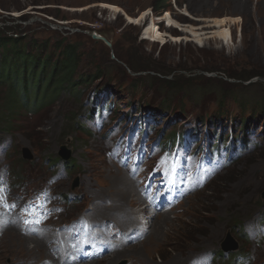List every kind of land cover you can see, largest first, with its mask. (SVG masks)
Here are the masks:
<instances>
[{"label": "rangeland", "instance_id": "1", "mask_svg": "<svg viewBox=\"0 0 264 264\" xmlns=\"http://www.w3.org/2000/svg\"><path fill=\"white\" fill-rule=\"evenodd\" d=\"M146 10L150 16L145 25V20L137 23ZM166 12L171 20L165 18ZM224 17L240 19L229 23V41L210 37L205 44L198 43L181 27L192 25L207 33L216 29L209 27V19ZM11 25H15L13 31ZM0 26V39L20 36L24 43L33 45L48 41L51 50L63 38L78 48L84 73H93L97 66L103 71L95 82L81 84L79 95L64 90L50 98L56 91L44 84L36 82L34 90L29 89L31 76H27L26 89H17L18 83L11 81L0 84V197L7 185L17 197H29L50 185L53 176H59L54 190L64 197H56L57 210L45 222L57 227L58 240L64 235L60 230H66L61 226L75 223L71 226L78 228L83 223L81 217L91 223L145 224L146 237L128 245V252L115 258H123L120 264H187L199 253L221 251L229 233L239 249L228 252L226 258L216 257L217 264H231L238 254H247L251 264H264V243L245 240L236 226L264 218V115L252 113L249 106L242 110L234 99L237 95L241 101L264 98V0H0ZM157 30L163 36H157ZM93 33L105 36L111 45L94 39ZM12 62L24 64L17 57ZM11 76L8 73V78ZM177 78L194 84L175 91L165 88L168 81ZM204 87L208 93L201 91ZM221 90L228 92L224 102L219 97ZM18 96L26 99L27 111H18ZM6 97L14 102L3 106ZM93 99H106L111 105L112 121L103 129L93 125ZM142 109L156 111L159 117L149 123L146 136L145 130L136 134L137 150L141 144L151 146L160 134L168 140L171 130L195 126L202 135L213 132L211 139L221 134V143H228L233 132L236 138L250 139L253 135L257 145L169 214L153 215L143 207L138 191L130 192L127 199L139 197V208L133 207L127 214L129 203L123 191L128 184L136 187L135 181L126 169L107 159L105 145L112 144L111 127L130 125L128 119L137 117ZM113 132L124 140L123 129L115 127ZM63 146L71 150L69 160L60 156ZM25 147L31 149L32 160L23 157ZM76 179L80 183L74 188ZM211 185L214 189L207 190ZM158 223L166 224L160 230ZM48 231L42 234L49 235ZM19 233L13 228L0 236L4 264L12 261L8 249H17ZM47 243L41 256L52 257L56 248ZM28 244L32 247L34 243L30 240ZM77 248V242L70 247ZM115 259L108 255L98 263L115 264Z\"/></svg>", "mask_w": 264, "mask_h": 264}, {"label": "trees", "instance_id": "2", "mask_svg": "<svg viewBox=\"0 0 264 264\" xmlns=\"http://www.w3.org/2000/svg\"><path fill=\"white\" fill-rule=\"evenodd\" d=\"M14 27L15 25H11L10 30L13 31ZM24 42L25 40L23 41L20 36L16 38L10 36L0 39V48L3 49V52L0 54V84H5L7 81H11L12 84L18 83L17 89H20L22 86L23 89H26V84H28L27 76H31L30 79L33 84L29 89L34 90L36 82L39 85L44 84L48 89H55L56 93H53L50 96V98H53L54 96L57 97L60 95L64 90H67L69 95H79V87L81 84H91L90 82L98 80V74L102 76L101 74L103 71L100 66H97L93 73H84L81 68L82 61L78 48L75 44L66 43L63 38L54 43L53 50L50 49L48 41H43L40 45L30 44V41L28 43ZM14 57L21 59V61L23 60L24 64H13L12 59ZM132 69L133 71H136V68L133 66ZM8 73L12 74L9 78ZM232 77L235 76L232 75ZM244 79L249 80L248 76H244ZM191 84H194V81L190 83L189 79L177 78L168 81V86L165 84V88L170 91H175L180 88H190ZM205 89L208 88L204 87L201 91L208 93L209 91L207 92ZM219 93L222 102L229 97L226 96L228 93L227 90H221ZM18 98V102H15L18 105V111H27L28 104L26 99L19 96ZM239 98L238 95L234 97V99L241 104L242 110H245V108L249 106L252 109V113L258 112L259 114L264 115V98L257 101L252 99L241 101ZM13 102V99L9 97L4 101L3 106H7ZM37 104H39V98ZM247 123L248 119L245 120V126ZM69 166L75 165L70 163ZM213 189L214 185H211L207 190L211 191Z\"/></svg>", "mask_w": 264, "mask_h": 264}, {"label": "bare ground", "instance_id": "3", "mask_svg": "<svg viewBox=\"0 0 264 264\" xmlns=\"http://www.w3.org/2000/svg\"><path fill=\"white\" fill-rule=\"evenodd\" d=\"M102 6H105L106 8L108 7L110 9H112V10H115V11H121V9L118 8L117 6H112V5H107V4H102ZM149 10L141 12L140 15H139L140 18H138L136 20V22L140 24L144 20H146V18L148 17L147 15L150 13ZM165 16H166L165 18L167 20H169V19L171 20L172 19V16H171V14L169 12H166ZM180 17H183V16H180ZM198 20H200V19H198ZM208 21L212 22V24L209 25V27H214L216 29H214L213 31L207 32V33L206 32H198V31H196L195 29H197V28L192 26V25L183 24L181 27L183 28V31L185 33H188L190 36H192L194 38L195 42H198V43H202L203 44L204 41L207 38H210V37H218L220 39H224V40H228L229 41L230 37L232 36L231 31H230L229 23L233 24L236 21H240V19L239 18L224 17V18H212V19H209ZM157 36H163V34L161 32H159V31H157ZM197 128H199V127L195 126V130L196 131H200V128L199 129H197ZM126 174H127V172H126ZM127 176H128V174H127ZM132 186L130 184L126 185V187L124 189L125 191H123V193H125L123 195L126 197V199H127V196L129 195L130 192L138 191V189L136 187H132ZM137 193H139V192H137ZM191 194L192 193H190L187 197H189ZM137 195H139V194H137ZM138 198H133L131 201H129L128 199L126 200L127 203H129L128 204L127 214L129 213V211H132L133 207L139 208L138 207V200H140V199H138ZM186 198L184 200H186ZM124 206H127V204L124 205ZM143 211H144V209L140 210V212H143ZM166 213H168V212H166ZM155 214H153V215H155ZM166 216H167V214H166ZM155 220H156V218H155ZM165 224L166 223H158V227H159L158 229L162 230L164 228ZM151 226H152L151 224L148 225V227H151ZM11 229H13V228H11ZM48 233H49V235L42 234L41 236L38 235L37 237H35V236H26V235H23L22 233L17 234V236L20 237L19 238V242L17 243V245H18L17 249H12L13 246H11V248L8 249L11 252V254H12V261L9 264H43V263H46L45 260H49L51 262V264H59L60 260L58 258H55L54 256H52V257H51V255L41 256V254L44 253V251L46 250V247L48 245L47 242H50L51 239H52V236H50L52 234V232L49 230ZM63 238H64V242H65V235H63ZM30 240L32 241V243H34V245L32 247H30L29 244H28ZM64 242H63L62 246L64 245ZM54 244L55 243H53V245L51 247H53ZM0 248H1L0 249V264H4L3 258H4L5 248H3V247H0ZM125 252H128V249L124 247L121 250V252H119L117 254H111L110 256H113L114 259H115L117 257H121L122 253H125ZM122 259L123 258L115 259V260H117L115 264H118L120 262V260H122ZM99 261L100 260H95V261H92V262H90L88 264H99L98 263ZM110 264H111V262H110ZM149 264H151V263H149Z\"/></svg>", "mask_w": 264, "mask_h": 264}, {"label": "water", "instance_id": "4", "mask_svg": "<svg viewBox=\"0 0 264 264\" xmlns=\"http://www.w3.org/2000/svg\"><path fill=\"white\" fill-rule=\"evenodd\" d=\"M92 37L94 39L102 40L105 44H107L109 46L111 45V43L107 40V38L105 36L99 35L97 33H93L92 34ZM60 156L63 159H66V160L70 159L71 158V150L67 149L66 146H63L62 147V152H61ZM23 157L25 159H28V160H32L33 159V153H32V151H31L30 148L25 147L23 149ZM78 185H79V179H76V183L74 185V188H76Z\"/></svg>", "mask_w": 264, "mask_h": 264}, {"label": "clouds", "instance_id": "5", "mask_svg": "<svg viewBox=\"0 0 264 264\" xmlns=\"http://www.w3.org/2000/svg\"><path fill=\"white\" fill-rule=\"evenodd\" d=\"M221 136H222V135L220 134V135H219V138H221ZM221 139H222V138H221ZM222 144H223V143H222ZM234 163H235V162L231 163L229 166H231V165L234 164ZM229 166H227V167H229ZM227 167H226V168H227ZM226 168H225V169H226ZM223 170H224V169H223ZM223 170H222V171H223ZM222 171H221V172H222ZM219 173H220V172H219ZM219 173H218V174H219ZM218 174H217V175H218ZM217 175H216V176H217ZM208 184H209V183H208ZM200 190H201V189H200ZM197 191H199V190H197Z\"/></svg>", "mask_w": 264, "mask_h": 264}]
</instances>
